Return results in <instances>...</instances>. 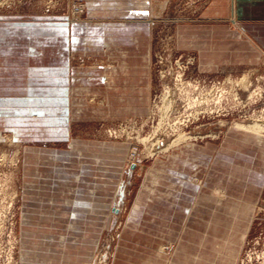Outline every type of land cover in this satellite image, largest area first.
Listing matches in <instances>:
<instances>
[{"label":"rangeland","instance_id":"rangeland-1","mask_svg":"<svg viewBox=\"0 0 264 264\" xmlns=\"http://www.w3.org/2000/svg\"><path fill=\"white\" fill-rule=\"evenodd\" d=\"M130 1L0 0L70 63L63 103H0V264H264V131L232 128L264 123V49L232 0ZM77 23L109 28L72 51Z\"/></svg>","mask_w":264,"mask_h":264},{"label":"crops","instance_id":"crops-1","mask_svg":"<svg viewBox=\"0 0 264 264\" xmlns=\"http://www.w3.org/2000/svg\"><path fill=\"white\" fill-rule=\"evenodd\" d=\"M145 1L137 0L141 9L130 13L147 14ZM232 1L233 16L235 14L243 31L249 35L247 39L257 41L264 49V0ZM65 25L60 18L53 21L36 17H0V103L25 104L31 102V97L40 98L41 103L48 102V97L52 103L64 102L70 73ZM131 26L128 29L133 28ZM107 28L89 23L75 24L72 51L81 48V34H87L94 42L100 41ZM139 29L144 30V27L140 25ZM72 70L74 73V68ZM43 98L46 99L41 100ZM185 163L189 168L191 163L187 160Z\"/></svg>","mask_w":264,"mask_h":264},{"label":"bare ground","instance_id":"bare-ground-1","mask_svg":"<svg viewBox=\"0 0 264 264\" xmlns=\"http://www.w3.org/2000/svg\"><path fill=\"white\" fill-rule=\"evenodd\" d=\"M181 124H183V123H181ZM171 128H172V126H171ZM232 128H234V130H237V131H239L241 133H244V134L253 133V132H255V133L256 132H263L264 131V123L253 122L250 125L249 124H246L245 125V124H241V123H237L236 122V123H234V125L232 126ZM173 129H174V127H173ZM174 130H176V129H174ZM179 131H181V130H179ZM214 191H218V190L217 189H214Z\"/></svg>","mask_w":264,"mask_h":264}]
</instances>
